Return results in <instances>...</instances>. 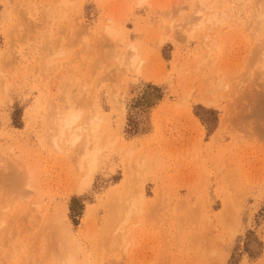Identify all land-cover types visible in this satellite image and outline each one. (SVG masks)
Wrapping results in <instances>:
<instances>
[{
    "label": "rangeland",
    "instance_id": "obj_1",
    "mask_svg": "<svg viewBox=\"0 0 264 264\" xmlns=\"http://www.w3.org/2000/svg\"><path fill=\"white\" fill-rule=\"evenodd\" d=\"M260 1L0 0V264H264Z\"/></svg>",
    "mask_w": 264,
    "mask_h": 264
},
{
    "label": "bare ground",
    "instance_id": "obj_2",
    "mask_svg": "<svg viewBox=\"0 0 264 264\" xmlns=\"http://www.w3.org/2000/svg\"><path fill=\"white\" fill-rule=\"evenodd\" d=\"M260 1V0H259ZM261 2V1H260ZM262 5V4H261ZM262 9H261V7H260V10H258V13H259V11H261ZM201 11V10H200ZM197 12H199V10L197 11ZM202 12V11H201ZM200 12V13H201ZM259 14H261V13H259ZM208 15V14H207ZM259 16V15H258ZM211 17H213V16H211ZM206 18V17H205ZM211 19V18H210ZM110 31H112V30H110ZM117 57V56H116ZM132 57V56H131ZM132 58H134V57H132ZM136 59H137V56H136ZM136 59H134V60H136ZM125 62L123 61V64H124ZM67 86H69V85H67ZM66 86V87H67ZM71 86V85H70ZM68 89H70L71 90V87L69 88L68 87ZM65 96V95H64ZM264 96V95H263ZM63 97V96H62ZM67 98V97H66ZM264 98V97H263ZM73 102V101H72ZM70 105H71V103H69ZM59 105V104H58ZM56 106L55 108H57V107H60V105L59 106ZM70 105H68L69 106V108H68V110H66V108H67V106H66V108H65V110L63 111V114H61L62 116H60L59 114L57 115L56 114V110H55V108H54V110H55V114L57 115H55L54 117L56 118V119H53V121L54 120H56L55 122H53L54 123V125H55V128L57 129H53L54 131V133L57 131V135H56V133H55V136H57V139H61V141L62 142H64V143H66V144H73L76 140H77V138H78V135H80V134H77V133H74V132H72V131H70L71 130V128H72V126L78 121V119H79V112L80 111H78V113H76V112H74V110L73 109H71V106ZM73 105H74V107H72V108H76L75 107V104L73 103ZM61 106H63V105H61ZM54 107V106H53ZM58 109V108H57ZM53 110V109H52ZM58 110H60V108L58 109ZM62 110V109H61ZM65 112V113H64ZM62 113V112H61ZM54 114V113H53ZM52 114V115H53ZM97 115V114H96ZM50 116V115H49ZM58 117V118H57ZM93 117H94V115H93ZM53 118V117H52ZM52 118L51 119H49V120H52ZM90 118V117H89ZM93 120V119H92ZM96 121V120H95ZM85 122V121H84ZM84 122H82V123H84ZM86 122H88V119H87V121ZM85 122V123H86ZM48 123V122H47ZM50 123H52V122H49V125H50ZM94 124H95V122H93V124H91V123H89L88 122V125H91L92 127H94ZM52 127H53V125H52ZM73 127H77V126H73ZM78 127H79V124H78ZM88 127V126H87ZM97 127V126H96ZM101 128V127H100ZM50 129H52L51 128V126H50ZM87 129V128H86ZM90 129V128H89ZM97 129V128H96ZM66 130L69 132H66ZM78 130V129H77ZM76 130V132H78V131H83V130H78L77 131ZM52 131V130H51ZM91 131V132H90ZM92 131L93 130H89V132H90V134L92 135ZM100 131V130H99ZM52 132V135H54V133ZM94 133V135H95V132L96 131H93ZM98 132V131H97ZM101 132V131H100ZM64 133H68L67 135L65 134L64 135ZM79 133V132H78ZM86 134V133H85ZM84 134V135H85ZM94 135H93V137H94ZM55 136H53V137H55ZM58 136H59V138H58ZM87 136V135H86ZM90 136V135H89ZM99 136V135H98ZM52 137V136H51ZM53 137H52V140H54L53 139ZM95 137H97V136H95ZM86 138V137H85ZM87 139V141H88V138H86ZM91 139L92 138H90V141H91ZM93 140V139H92ZM58 141V140H57ZM97 141V140H96ZM94 142V141H93ZM84 144H87V143H84ZM83 144V146L85 147V145ZM101 146H103L102 144H101ZM101 146H100V148H101ZM87 147V146H86ZM57 148V147H56ZM90 148V147H89ZM86 149V151H85V157L84 158H82V160H84V161H87L86 163H85V165L87 166V164H88V167H89V169H91L92 167H93V164H94V162H95V154H96V152H95V149ZM84 151V150H83ZM82 153V152H81ZM83 154V153H82ZM84 155V154H83ZM145 161V160H144ZM143 161V162H144ZM147 161V160H146ZM140 162H142L141 160H140ZM83 163H82V161H81V165H82ZM137 164H138V162H137ZM84 165V164H83ZM141 166H143V164H140V166H138L139 168L141 167ZM144 168V167H143ZM142 167H141V171H142V169H143ZM88 170V169H87ZM139 171V170H138ZM140 171V172H141ZM140 175V174H139ZM139 184V183H138ZM114 194V193H113ZM125 195V194H124ZM129 195V194H128ZM135 195L137 196V194L135 193ZM122 196H123V194H122ZM130 196V195H129ZM128 196V198L126 199L127 201H128V199H130L131 198V196L129 197ZM115 197H117L116 195H115ZM121 197V196H120ZM119 197V198H120ZM132 197H135L134 195L132 196ZM141 197V196H140ZM110 198H111V196H110ZM118 198V197H117ZM123 198V197H122ZM136 198L137 197H135V200L134 201H132L133 202V204L131 205L132 206V208H133V210H135V202H136ZM142 198V197H141ZM116 199V198H115ZM143 199V198H142ZM110 200V199H109ZM130 200H132V199H130ZM138 200V199H137ZM116 201V202H115ZM115 201H113V203L115 202V207L116 206H118V204L120 205V203H118L119 201H117V200H115ZM123 201V200H122ZM140 201V203H141V199L139 200ZM112 202V201H111ZM125 202V201H124ZM110 203V202H109ZM117 203V204H116ZM129 204V203H128ZM121 207L123 206V204L122 205H120ZM134 206V207H133ZM111 207H112V205H111ZM125 207V206H124ZM127 207V206H126ZM141 207V206H140ZM117 208V207H116ZM115 208V209H116ZM119 206H118V208H117V210L116 211H118L119 210ZM128 208V207H127ZM126 208V209H127ZM136 208H138V203H137V206H136ZM122 209H123V207H122ZM140 210V209H139ZM110 211H112V210H110ZM109 211V212H110ZM129 211H130V209H129ZM135 211H137V210H135ZM122 212V211H121ZM120 212V213H121ZM127 212H128V210H127ZM107 213H108V211H107ZM107 213L105 212V215H107ZM123 213V212H122ZM121 213V214H122ZM137 213H138V211H137ZM109 215V214H108ZM123 215H124V213H123ZM133 215V214H132ZM137 215V214H136ZM109 216H111V214L109 215ZM194 216V215H193ZM112 218V221L113 220H115L116 218H118V217H116V218H114L113 219V216L111 217ZM119 218H121V216H119ZM123 218V217H122ZM106 220H107V218H105ZM104 219V220H105ZM128 219V218H127ZM127 219H125V220H127ZM111 220V219H110ZM119 220L120 219H118V222H119ZM121 221V220H120ZM129 221H130V219H129ZM114 222V221H113ZM116 222H117V219H116ZM124 222V221H123ZM127 222H128V220H127ZM121 223V222H120ZM125 225V224H124ZM117 226V225H116ZM262 262H264V257H263V261Z\"/></svg>",
    "mask_w": 264,
    "mask_h": 264
}]
</instances>
